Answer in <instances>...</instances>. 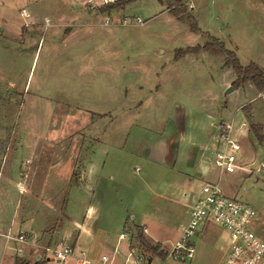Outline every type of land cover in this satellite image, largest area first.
I'll return each mask as SVG.
<instances>
[{
  "label": "rangeland",
  "instance_id": "rangeland-1",
  "mask_svg": "<svg viewBox=\"0 0 264 264\" xmlns=\"http://www.w3.org/2000/svg\"><path fill=\"white\" fill-rule=\"evenodd\" d=\"M119 1L127 3L99 12L102 0H0L9 13L1 17H11L2 18L10 27L0 28V169H15L23 184L5 204L0 185L2 215L29 192L38 204L65 199L69 183H43V168H87L105 131L110 144L100 168H138L131 174L138 179L144 168H192L196 150L209 145L203 130L226 122L243 146L246 171L217 183L255 210L254 230L264 240V168L257 171L264 163V92L249 82L234 89L237 76L218 54L221 44L240 66L264 72V0H195L179 19L166 0H111ZM207 44L215 46L203 51ZM188 48L200 50L178 55ZM251 124L261 127V143ZM163 153L166 162L156 158ZM48 222L50 229L55 221ZM175 241L170 233L163 246ZM193 243L191 261L159 263L218 264L226 241L213 234ZM26 252L34 262L38 251Z\"/></svg>",
  "mask_w": 264,
  "mask_h": 264
},
{
  "label": "crops",
  "instance_id": "crops-1",
  "mask_svg": "<svg viewBox=\"0 0 264 264\" xmlns=\"http://www.w3.org/2000/svg\"><path fill=\"white\" fill-rule=\"evenodd\" d=\"M5 13H8V10L0 3L2 30L11 25L10 21L2 19L4 17L1 16ZM5 18L11 19L9 15ZM212 123L213 120L209 122L210 125ZM203 125H206L205 122ZM203 131L206 132L205 138L209 145L205 144L196 150L198 162H195L192 168H144V174L138 179L131 178L132 173H141L138 168H100L110 144L107 131L101 134L100 143L95 144L89 152L87 168H43V173H48L43 177V183H48L49 179L53 180V186L57 189L67 182L69 191L60 202L54 200L52 203L39 204L29 192L22 203H15L10 216H3L0 209V264H17L21 261L33 264L34 262L28 260L26 251L30 248L38 251L34 255V260L37 261L44 248L58 242L73 245L76 253L84 252L90 261H97L102 255H109L113 257L114 264H124L130 248H134L143 258L144 264H160V257L151 255L139 247L136 241L138 231L150 246H159V253L165 252L168 248L163 246L164 238L174 233L177 240L180 227L188 220V207L202 186L236 174V171L233 174L220 173L214 167L212 153L217 147V139L212 129L210 132L207 129ZM233 134L238 140V134L234 130ZM242 151L243 146L239 165L243 159ZM170 155L173 158L174 152ZM165 156L163 153L156 158L166 162ZM32 169L34 168H29V172H32ZM14 170L4 173L1 166V204H5L10 198L11 190H17L19 194V189L23 187ZM51 174H54L53 177ZM228 195L232 197V194ZM37 205H43L44 208L40 209ZM48 221H55L50 229L46 228ZM257 222L256 216L252 230L261 238L254 230ZM20 232L34 234L37 238L36 246H25L21 257L16 255L14 250L18 244L11 238ZM213 234L224 235L226 241L225 245L220 246V264L226 255L228 244L224 230L213 224H204L198 229L194 240L203 242ZM44 264L76 263L75 259H70L65 263L46 260Z\"/></svg>",
  "mask_w": 264,
  "mask_h": 264
},
{
  "label": "built area",
  "instance_id": "built-area-1",
  "mask_svg": "<svg viewBox=\"0 0 264 264\" xmlns=\"http://www.w3.org/2000/svg\"><path fill=\"white\" fill-rule=\"evenodd\" d=\"M179 1L187 12L195 8V0ZM110 3L111 0H102L99 8ZM93 7L97 5L93 4ZM20 15L27 17L24 9L20 11ZM214 134L217 139V147L212 153L214 167L224 174H233L240 169L246 171L244 166L238 164L241 147L234 137L232 125L222 123L214 129ZM263 168L264 163H261L257 171ZM248 171L252 173V170ZM187 215L188 220L180 227L177 240L162 252L164 258L180 262L191 261L194 256L193 239L198 229L204 224H213L224 230L228 237L227 252L220 264H264V240L252 230L255 210L249 204L227 196L217 182L202 186L188 207ZM11 238L18 244L14 251L19 257L23 256L25 246H36L37 238L34 234L20 232ZM70 259H75L76 264H114L113 257L109 255H102L97 261H90L84 252L76 253L75 247L65 242L44 248L43 254L38 255L37 260L65 263ZM124 264H144V261L134 248H130Z\"/></svg>",
  "mask_w": 264,
  "mask_h": 264
},
{
  "label": "trees",
  "instance_id": "trees-1",
  "mask_svg": "<svg viewBox=\"0 0 264 264\" xmlns=\"http://www.w3.org/2000/svg\"><path fill=\"white\" fill-rule=\"evenodd\" d=\"M158 3H160L161 5H163L162 0H156ZM127 2H113L110 3L108 5H106L105 7L99 9V12L102 11H110L112 9H115L119 6L125 5ZM166 7L169 9L170 14L179 19V15H185L187 14V10L186 8L183 7V5L180 3L179 0H166L165 2ZM186 19H188L189 23H190V30L194 33L199 32V29L196 25V23L194 22L193 18L189 15L186 16ZM214 44H207L206 46H204L202 49L203 51L207 50V48L213 46ZM215 46V45H214ZM219 47V51L218 54L223 53L224 55L227 56V59L224 62V65L226 67H230L233 72L236 74L237 78L236 80L233 82L232 86L234 89H236L240 84L249 82L253 85V87L255 88V90L258 93H263L264 92V72L259 69L257 66L255 65H250L247 67H242L239 65L237 59L235 58V56L233 55L232 52H227L223 49L222 45H218ZM200 49L198 48H188L185 51H180L178 52V55H182L185 52H197ZM250 131L252 132V134L254 135L255 139L257 140L258 143L262 142V137L259 135V132L261 131V127L260 126H256V125H250ZM136 241L139 244V247L141 249H143L145 252L150 253L151 255H156L160 258H163L164 255L160 252L159 253V246H150L143 238V236L141 235V233L138 231V233L136 234ZM46 262V260H37L34 261L33 264H44ZM17 264H27L23 261L21 262H17Z\"/></svg>",
  "mask_w": 264,
  "mask_h": 264
},
{
  "label": "water",
  "instance_id": "water-1",
  "mask_svg": "<svg viewBox=\"0 0 264 264\" xmlns=\"http://www.w3.org/2000/svg\"><path fill=\"white\" fill-rule=\"evenodd\" d=\"M232 91H233L232 88L229 87V88H227V90H225L224 95H227V94H229V93L232 92ZM214 129H215V128H212V132H214Z\"/></svg>",
  "mask_w": 264,
  "mask_h": 264
}]
</instances>
